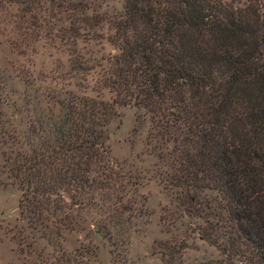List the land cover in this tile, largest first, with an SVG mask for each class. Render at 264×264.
Segmentation results:
<instances>
[{"label":"trees","instance_id":"trees-1","mask_svg":"<svg viewBox=\"0 0 264 264\" xmlns=\"http://www.w3.org/2000/svg\"><path fill=\"white\" fill-rule=\"evenodd\" d=\"M237 1L124 0L114 36L102 38L117 53L93 58L83 52L97 39L82 33L92 27L81 0H0L69 13V23L44 24L47 37L73 58L63 79L96 93L24 99V130L0 115V174L21 192L27 254L35 238L61 251L72 232L90 244L94 234L115 249L125 245L146 200L112 162L106 139L114 107L132 106L150 117L157 182L189 215L212 218L203 238H222L232 261L264 264V4ZM78 250L43 263L81 264L77 257L97 254L93 245Z\"/></svg>","mask_w":264,"mask_h":264},{"label":"rangeland","instance_id":"rangeland-1","mask_svg":"<svg viewBox=\"0 0 264 264\" xmlns=\"http://www.w3.org/2000/svg\"><path fill=\"white\" fill-rule=\"evenodd\" d=\"M81 1L89 8L85 11L84 23L92 27L82 33L87 39H97L90 41L83 52L93 58H100L102 53L105 56L108 52L117 53L103 39L114 36L113 23L124 13V0ZM247 1L238 0L237 4L244 6ZM260 1L264 4V0ZM69 15L49 4L37 10H29L22 4L0 5V115L14 125H22L23 130L30 117L23 109L24 99L36 95L43 102L48 93L54 92L62 97L66 92L96 96L90 88H85L86 83L63 79L73 74V58L56 39L47 37L44 24L69 23ZM101 74L97 69L87 78L88 85ZM100 96L105 101L112 97L108 90H103ZM114 113L107 126L106 147L112 162L136 179L138 193L146 200L145 213L129 225L125 245L115 249L94 234L90 244L83 233L72 232L64 235L61 251L35 238L34 253L27 254L26 243L20 242L23 235L31 240L29 232L23 231L26 225L20 217L21 192L0 174V264H44L48 255L57 258L64 252L73 256L79 248L88 245L97 249L96 256L77 257L75 261L81 264H236L237 261L228 257L222 238H203V229L212 218L204 213L189 215L180 207L175 195L157 182L159 162L148 154L146 146L151 129L149 115L132 106H116Z\"/></svg>","mask_w":264,"mask_h":264}]
</instances>
